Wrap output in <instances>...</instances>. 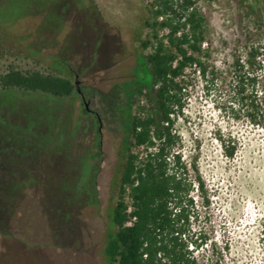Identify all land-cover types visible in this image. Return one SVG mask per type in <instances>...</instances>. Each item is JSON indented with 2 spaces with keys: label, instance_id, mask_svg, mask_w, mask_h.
Segmentation results:
<instances>
[{
  "label": "rangeland",
  "instance_id": "obj_1",
  "mask_svg": "<svg viewBox=\"0 0 264 264\" xmlns=\"http://www.w3.org/2000/svg\"><path fill=\"white\" fill-rule=\"evenodd\" d=\"M149 2L0 0V55L29 56L78 89L69 97L0 90V175L9 179L0 178L6 204L0 206V264H105L124 107L148 52L132 36ZM195 6L206 18V62L216 69L217 84L207 91L195 76L174 127L177 150L195 164L208 200L205 205L195 187L190 192V229L201 244L197 264H264V115L251 121L248 99L237 118L229 110L239 97L238 76L243 93L256 90L258 113L264 109V0H195ZM252 48L259 53L249 64ZM235 57L240 70L232 67ZM82 96L102 129L100 156L89 160V169L95 124L81 111Z\"/></svg>",
  "mask_w": 264,
  "mask_h": 264
},
{
  "label": "trees",
  "instance_id": "obj_2",
  "mask_svg": "<svg viewBox=\"0 0 264 264\" xmlns=\"http://www.w3.org/2000/svg\"><path fill=\"white\" fill-rule=\"evenodd\" d=\"M143 8L141 25L132 38L148 52L142 55L143 73L137 75L124 107L125 125L116 148L121 166L115 177V201L107 212L102 257L105 264H195L188 245L197 247L200 242L190 229L194 211L190 192L195 187L204 198L203 182L195 164L185 162L177 150L181 138L174 123L183 113L195 76L204 80L208 91L217 84V71L206 62L207 22L195 0H150ZM144 29L147 34L141 38ZM258 53L252 48L247 62L251 64ZM232 65L234 70L243 68L237 57ZM59 72L6 51V56L0 55V90L56 97L76 94L75 84ZM243 79L238 76L233 84L239 97L230 102L229 110L237 118L248 99L246 115L253 122L261 120L264 109L258 113L257 92L243 93ZM248 81L254 87L255 76ZM81 111L87 114L84 106ZM95 121V151L87 155V164L100 156L101 134ZM188 166L194 171L192 179L187 177ZM204 203L208 205L206 198ZM0 206H6L1 199Z\"/></svg>",
  "mask_w": 264,
  "mask_h": 264
},
{
  "label": "flooded vegetation",
  "instance_id": "obj_3",
  "mask_svg": "<svg viewBox=\"0 0 264 264\" xmlns=\"http://www.w3.org/2000/svg\"><path fill=\"white\" fill-rule=\"evenodd\" d=\"M65 69H68V66H67V65H65ZM76 84H77V83L75 82V87H76ZM76 90H77V92H78V89H76ZM82 104H83V106L86 108L87 114H91L92 117L94 118L95 128H96V121H95V118H96V120H97V124H98V126H97V130H98V132L101 134V137H102L101 120H100L99 116L97 115L96 112H94L93 110H91V109H89V108L87 107V103H86V101L84 100L83 96H82ZM95 128H94V129H95ZM100 141H101V138H100ZM100 144H101V142H100Z\"/></svg>",
  "mask_w": 264,
  "mask_h": 264
},
{
  "label": "built area",
  "instance_id": "obj_4",
  "mask_svg": "<svg viewBox=\"0 0 264 264\" xmlns=\"http://www.w3.org/2000/svg\"><path fill=\"white\" fill-rule=\"evenodd\" d=\"M127 211H130V207H128ZM133 219H134V217H132L131 220L127 221L126 224H130ZM199 247H201V244L199 246H197V247H194L191 244L188 245V249L191 250V254H190L191 257L195 258V260H196L195 264H197V258H198V254H197L198 250H197V248H199Z\"/></svg>",
  "mask_w": 264,
  "mask_h": 264
}]
</instances>
